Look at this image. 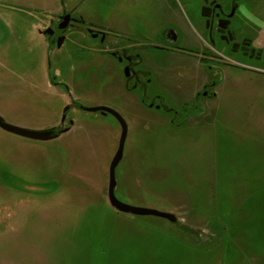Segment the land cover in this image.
<instances>
[{
	"label": "rangeland",
	"instance_id": "374dc122",
	"mask_svg": "<svg viewBox=\"0 0 264 264\" xmlns=\"http://www.w3.org/2000/svg\"><path fill=\"white\" fill-rule=\"evenodd\" d=\"M18 2L0 0L2 6ZM189 2L60 0L59 13L32 14L40 31H56L45 37L46 69L52 83L69 86L73 109L63 113L60 97L36 74L40 49L32 41L31 85L0 90V117L47 130L64 115V125L74 126L47 141L0 129V264H264V73L199 70L196 58L188 66L184 56L159 55L136 83L109 57L125 38L134 45L135 36L158 32L169 11L176 19L192 17ZM237 2V42L247 39L264 58V0ZM62 14L74 21L57 48L51 41L59 37ZM185 26H173L180 44L203 43L201 27ZM0 29L7 33L1 22ZM88 30L103 33L104 42ZM1 61L9 76L10 58ZM240 62L264 72V61ZM100 103L128 128L115 170L116 199L172 214L174 223L109 205L108 167L120 127L109 114L81 109ZM51 108H60L61 117L45 113Z\"/></svg>",
	"mask_w": 264,
	"mask_h": 264
},
{
	"label": "flooded vegetation",
	"instance_id": "af4514ba",
	"mask_svg": "<svg viewBox=\"0 0 264 264\" xmlns=\"http://www.w3.org/2000/svg\"><path fill=\"white\" fill-rule=\"evenodd\" d=\"M189 1L190 2L187 3L189 4L188 10H191L192 17L187 14L188 20L179 17L176 19L174 17L175 10L169 11L167 15L168 18H166L168 20L160 22L161 27L158 32L150 37H144L145 39L143 38V40H140L142 36H140V38L134 35L136 37V43H134V45L131 42L129 43L125 38V40L121 41L122 44L119 50L108 52L109 57L112 59L116 58L117 62L122 66L123 75L124 71H127V74L124 75L125 78L129 79V81L133 80L139 83L140 76L144 73H150L151 69L149 64L155 61L156 57L159 55L184 56L188 66H191L188 61L196 58L200 65L199 70H202L205 65L206 71H212V68L216 69L220 66H228V68L232 69L264 73L259 71V69H262L260 67L240 62V59H246L259 65L264 61V58L256 54L255 51L250 48V41L247 39L244 38L242 42H237L236 35L232 29L233 16L235 17L239 12L237 10V0ZM64 15L66 14H62L59 18ZM70 18L71 21H74L71 15ZM59 22L58 20L56 28ZM186 22L201 27L203 43L199 42V46H194L191 43L188 45L179 43L181 37L180 31L174 30L173 26L178 24L179 27L186 28ZM78 25L80 26V24ZM52 30L55 35L56 31L53 28ZM63 32L58 31V36L60 37ZM102 35L104 34L97 32V37L94 39L104 42L105 36L102 38ZM90 36L92 37L93 33L90 34ZM210 82L214 81L211 80ZM71 108H73L72 104ZM158 108L159 107H156L157 110ZM71 123L73 124V122ZM70 124L69 126L64 125V123L59 125V130H57L58 137L68 131L71 126Z\"/></svg>",
	"mask_w": 264,
	"mask_h": 264
},
{
	"label": "crops",
	"instance_id": "0c3cea01",
	"mask_svg": "<svg viewBox=\"0 0 264 264\" xmlns=\"http://www.w3.org/2000/svg\"><path fill=\"white\" fill-rule=\"evenodd\" d=\"M32 0H19L18 4L15 6H2L0 3V22L6 27V31H1L0 29V66L1 59L8 56L10 58L9 63L11 68H8L9 76L0 70V90L8 89L10 91H16L21 86L31 85V42H35L37 47L40 49L39 59H38V76L42 77L43 84H45L47 90L53 92V95H58L62 101V106H69L71 109L72 98L67 93H70L69 86L64 87L57 81L52 83L50 74L46 64L48 61V53L50 51L49 43L46 38L38 33L40 24H35L32 22V14L37 13H59L61 8L60 0H41L43 5L42 8H33L30 4ZM23 11V12H22ZM37 18V17H36ZM35 19V17H34ZM42 23V22H41ZM4 36V38H3ZM94 51V50H91ZM100 52V53H99ZM102 53V54H101ZM94 55V54H93ZM97 59H103L102 65L105 64V54L101 50H97ZM89 60V58L87 59ZM109 66V61L106 67ZM109 68V67H108ZM100 70V69H99ZM3 73V74H2ZM58 74V70H55ZM54 74V75H56ZM110 74V73H109ZM57 76V75H56ZM55 76V77H56ZM58 77V76H57ZM60 93H56L57 90ZM65 94H64V93ZM3 105V104H1ZM97 105H107L105 103L96 104ZM93 106V107H94ZM91 107V106H89ZM10 108L9 106L7 107ZM73 109V108H72ZM51 113L45 112L51 115H60V108H51ZM61 113V114H60ZM59 117V118H60ZM59 121L54 124L53 127H58ZM74 125H72L67 132H69ZM52 128V127H51Z\"/></svg>",
	"mask_w": 264,
	"mask_h": 264
},
{
	"label": "water",
	"instance_id": "95a60500",
	"mask_svg": "<svg viewBox=\"0 0 264 264\" xmlns=\"http://www.w3.org/2000/svg\"><path fill=\"white\" fill-rule=\"evenodd\" d=\"M59 21L60 22L57 25V30L63 32L69 26V23L71 21L70 15L66 14L60 17ZM87 32L88 34H92L90 30H88ZM38 33L48 38H51L54 35V31L51 28H47L44 31L39 30ZM92 37L96 38L97 33H93ZM102 38H104V35H102ZM64 40H65V37L60 36L56 40L51 41V44L59 48ZM126 74H127V71L125 70L124 75ZM69 109L70 107L66 106L63 113H65ZM81 109L86 112H94V113L99 112L102 115L109 114L116 119L120 127V135H119L117 149L108 167L107 199H108L109 205L113 209H115L118 213L131 214L134 216H153V217L162 218V219L168 220L171 223H174L176 221V218L172 214L160 212V211L153 210V209L130 206L116 199L115 194H114V190L116 188L115 170L123 156L124 143H125L127 132H128L127 124L118 112L110 108L104 107V106H94V107H88V108L82 107ZM64 118L65 116L63 115L59 125L63 124ZM0 129L7 133H11V134H14L22 138L36 140V141H47V140L55 139L58 137L57 130H59V126L52 127L47 130H29V129H24V128H20L17 126H12L10 124H7L0 117Z\"/></svg>",
	"mask_w": 264,
	"mask_h": 264
}]
</instances>
